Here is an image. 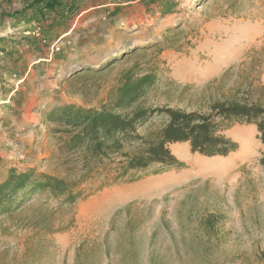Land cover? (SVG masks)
<instances>
[{
  "label": "rangeland",
  "instance_id": "obj_1",
  "mask_svg": "<svg viewBox=\"0 0 264 264\" xmlns=\"http://www.w3.org/2000/svg\"><path fill=\"white\" fill-rule=\"evenodd\" d=\"M56 4L0 0V183L28 171L77 181L120 160L69 151L67 128L48 115L112 110L127 71L155 76L132 109L264 107V0ZM165 122L153 115L137 132ZM222 134L238 148L214 169L190 165L214 157L178 143L180 152L169 149L181 167L112 186L89 178L74 204L39 189L12 196L0 206V264H264V143L251 124Z\"/></svg>",
  "mask_w": 264,
  "mask_h": 264
},
{
  "label": "trees",
  "instance_id": "obj_2",
  "mask_svg": "<svg viewBox=\"0 0 264 264\" xmlns=\"http://www.w3.org/2000/svg\"><path fill=\"white\" fill-rule=\"evenodd\" d=\"M45 3L44 7L53 9L58 0H34ZM166 11L171 9L169 3ZM155 83V76L143 74L138 77L130 71L124 73L121 85L115 91L112 110L104 105L99 109L66 105L48 118L67 128L70 135L69 151H84L87 158L94 162L119 156L113 165H106L97 174L88 169V175L77 181H67L47 174L34 175L10 172L0 183V206L12 196L26 190H45L54 196H65V201L74 204L86 197L81 183L87 179L101 178L103 185L112 186L130 183L150 173L164 172L182 164L173 156L169 145L188 143L192 153L207 158L226 157L236 151L237 143L222 134L235 123L251 124L256 127L258 139L264 143V107L248 101H214L206 112L185 111L170 107L152 109L132 107ZM131 110V111H130ZM153 115H162L166 122L155 131L140 135L137 130ZM124 146L133 147L131 153L123 152ZM264 166V158L260 160ZM142 173V175H137ZM97 175V176H96ZM209 226L212 223L207 221Z\"/></svg>",
  "mask_w": 264,
  "mask_h": 264
},
{
  "label": "bare ground",
  "instance_id": "obj_3",
  "mask_svg": "<svg viewBox=\"0 0 264 264\" xmlns=\"http://www.w3.org/2000/svg\"><path fill=\"white\" fill-rule=\"evenodd\" d=\"M118 54H114L113 57H117ZM238 136H242V133L240 132ZM174 149V152L175 153H178L182 150V147L177 144H175V147L173 148ZM223 158L221 157H214V158H211L210 160H201V159H198V158H192L190 160H188L189 164L192 165V166H195L196 168L198 169H201V170H207V169H214V168H217V165H218V160H222ZM235 159L232 158V159H229L227 160L226 162H233Z\"/></svg>",
  "mask_w": 264,
  "mask_h": 264
},
{
  "label": "crops",
  "instance_id": "obj_4",
  "mask_svg": "<svg viewBox=\"0 0 264 264\" xmlns=\"http://www.w3.org/2000/svg\"><path fill=\"white\" fill-rule=\"evenodd\" d=\"M213 47H214V46H213ZM213 47H211V48H213ZM261 80H262V82L264 83V73L262 74ZM239 132H243V131H240V130H239ZM236 135H237V133H236ZM237 138L241 139V137L238 136V135H237ZM170 145H171V144H170ZM170 145H169V146H170Z\"/></svg>",
  "mask_w": 264,
  "mask_h": 264
}]
</instances>
